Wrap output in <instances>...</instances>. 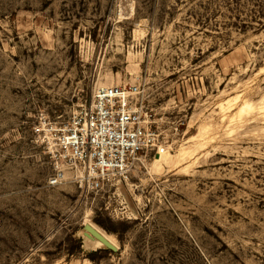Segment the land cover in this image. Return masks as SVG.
I'll return each instance as SVG.
<instances>
[{"label":"rangeland","instance_id":"rangeland-1","mask_svg":"<svg viewBox=\"0 0 264 264\" xmlns=\"http://www.w3.org/2000/svg\"><path fill=\"white\" fill-rule=\"evenodd\" d=\"M107 82L141 85L172 163L49 187L33 128ZM0 264H264V0H0Z\"/></svg>","mask_w":264,"mask_h":264},{"label":"built area","instance_id":"built-area-1","mask_svg":"<svg viewBox=\"0 0 264 264\" xmlns=\"http://www.w3.org/2000/svg\"><path fill=\"white\" fill-rule=\"evenodd\" d=\"M145 101L137 83L99 86L66 122L42 115L33 133L51 160L48 186L71 183L84 199L109 194L129 182L141 158L165 153Z\"/></svg>","mask_w":264,"mask_h":264},{"label":"bare ground","instance_id":"bare-ground-1","mask_svg":"<svg viewBox=\"0 0 264 264\" xmlns=\"http://www.w3.org/2000/svg\"><path fill=\"white\" fill-rule=\"evenodd\" d=\"M107 85H112V82H107V83H101L100 84V87H105ZM186 152V151H185ZM182 153L181 155H184L185 154ZM172 156L169 155V154H163L161 155L160 157H157V159L155 160V165H154V168L158 169V170H161L162 168H164L165 166L167 165H170L172 163ZM96 231V230H95ZM97 232V231H96ZM97 234L101 237L100 239L98 238H94L91 236V238L94 240L93 242H96V244L102 248V249H105V243H110L112 246H116V240L111 237V236H107V235H104V234H101L100 232H97ZM90 239V238H89ZM97 247V246H96Z\"/></svg>","mask_w":264,"mask_h":264},{"label":"water","instance_id":"water-1","mask_svg":"<svg viewBox=\"0 0 264 264\" xmlns=\"http://www.w3.org/2000/svg\"><path fill=\"white\" fill-rule=\"evenodd\" d=\"M85 231L87 232V233H85L87 238H90L91 236L94 237V238H98V239L101 238L97 234V232L92 227H90L88 225H86ZM105 247H106L105 249H108V250H113V251L116 250V248L114 246H112L110 243H107V242L105 243Z\"/></svg>","mask_w":264,"mask_h":264},{"label":"trees","instance_id":"trees-1","mask_svg":"<svg viewBox=\"0 0 264 264\" xmlns=\"http://www.w3.org/2000/svg\"><path fill=\"white\" fill-rule=\"evenodd\" d=\"M100 225H101V224H100ZM102 227H103L104 229L108 230V231L111 230L110 228H108L107 226H105V225H103V224H102ZM90 257H91V255H90Z\"/></svg>","mask_w":264,"mask_h":264}]
</instances>
